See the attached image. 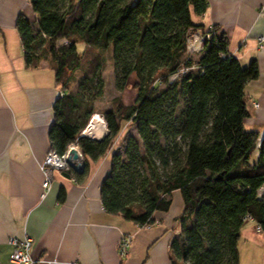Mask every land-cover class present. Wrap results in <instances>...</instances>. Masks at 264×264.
<instances>
[{"label": "trees", "instance_id": "obj_1", "mask_svg": "<svg viewBox=\"0 0 264 264\" xmlns=\"http://www.w3.org/2000/svg\"><path fill=\"white\" fill-rule=\"evenodd\" d=\"M36 25L20 13L15 22L24 62L51 65L62 95L53 103L50 148L62 154L76 143L86 163L112 147L124 123L134 124L122 152L114 151L100 184L109 214L139 226L167 211L179 190L183 210L172 236L171 264H238L237 243L245 220L264 232V137L245 130V85L256 79L252 60L242 66L217 27L192 20L207 0H29ZM209 32L199 52L188 39ZM196 55H198L196 57ZM109 59L114 85L122 90L134 75V101L120 97L102 113L110 123L101 140L81 135L103 94L101 69ZM187 69L166 85L169 75ZM79 73V74H78ZM78 74V77L76 76ZM76 86H71L72 82ZM256 154L254 160L253 155ZM64 192L61 190L59 200Z\"/></svg>", "mask_w": 264, "mask_h": 264}, {"label": "crops", "instance_id": "obj_2", "mask_svg": "<svg viewBox=\"0 0 264 264\" xmlns=\"http://www.w3.org/2000/svg\"><path fill=\"white\" fill-rule=\"evenodd\" d=\"M207 4L203 14L192 16L193 22L203 30L217 27L225 33L229 53L242 66L256 61L258 76L244 87L248 116L243 127L256 131L261 139L264 16L259 9L264 0H207ZM20 13L36 25L29 0H0V264H14L9 261L11 237H29L30 255L49 259L52 264H171L169 243L180 231L178 218L183 210L179 190L171 192L167 211L153 213L155 220L150 226L107 213L100 200V184L109 172L115 145L123 140L125 130L135 129L134 124H123L103 157L87 159L83 179L52 171L49 188L41 196V162L50 149L52 106L61 90L50 64L25 65L15 26ZM110 108L111 100L105 110L94 107L93 113L102 114ZM61 190L64 196L59 200ZM123 236L130 237L124 258L118 250ZM237 248L238 264H264V232L250 220L241 227Z\"/></svg>", "mask_w": 264, "mask_h": 264}, {"label": "built area", "instance_id": "obj_3", "mask_svg": "<svg viewBox=\"0 0 264 264\" xmlns=\"http://www.w3.org/2000/svg\"><path fill=\"white\" fill-rule=\"evenodd\" d=\"M259 14L264 16V5H262L259 9ZM210 37L209 32L205 33H195L193 36H191L188 39L187 47L188 51L190 53L193 52H199L203 49L204 43L206 40H208ZM260 40H262L260 38ZM187 71V69H181L179 72L174 73L172 75H169L165 79V84L169 85L172 84L173 82L179 81L184 73ZM62 92H59L58 96H61ZM255 107L257 106L256 103L253 104ZM96 114L99 119L103 121L105 125L108 126V131L110 129V123L106 121L101 113H93L92 115ZM91 115V117H92ZM90 117V118H91ZM85 129V127H84ZM84 129L81 131V135L88 136L93 139L92 135L85 134ZM74 148L77 150L79 156L81 159H83V155L76 143H70L66 149V151L62 154H59L57 151L54 149H49L47 153L45 154L42 162H41V168L43 170V175L44 179L42 182V193L41 196H44L45 191L49 188L51 177H52V171H58V172H64L68 171L70 166L66 162V157L68 155L69 149ZM246 220H250L252 223H255L254 220L247 218ZM150 226V224L148 225ZM257 228H259L257 226ZM9 243L12 246L11 253L9 255V261L14 264H52L53 261L49 259H37L33 258L30 255V247H31V239L29 237H23V238H15L11 237L9 239ZM129 245H130V237L129 236H123L118 244V250H119V255L121 257H125L126 254L129 251Z\"/></svg>", "mask_w": 264, "mask_h": 264}, {"label": "rangeland", "instance_id": "obj_4", "mask_svg": "<svg viewBox=\"0 0 264 264\" xmlns=\"http://www.w3.org/2000/svg\"><path fill=\"white\" fill-rule=\"evenodd\" d=\"M197 56L198 55H196V57ZM78 74H76L77 77ZM100 77L104 83V88L103 94L99 98L94 100L93 106L95 108H99L102 111L105 110L109 106L110 100H112L114 97H120L122 102L124 101V103L127 104H130L134 101L136 94V88L133 85L134 75L131 76L128 84L122 90H117L114 85L115 79L113 65L109 59H106L101 69ZM71 86L74 88L76 86V82L73 81ZM130 135H134L137 137L136 130L134 128H129L125 130V132H123V140L118 144L117 147L115 145L113 151L122 152L123 148L125 147L126 140Z\"/></svg>", "mask_w": 264, "mask_h": 264}, {"label": "bare ground", "instance_id": "obj_5", "mask_svg": "<svg viewBox=\"0 0 264 264\" xmlns=\"http://www.w3.org/2000/svg\"><path fill=\"white\" fill-rule=\"evenodd\" d=\"M108 132V126L103 123L101 119L98 118L96 114L92 115L91 118H89L84 133L92 135L95 139H100L103 136L106 135Z\"/></svg>", "mask_w": 264, "mask_h": 264}, {"label": "water", "instance_id": "obj_6", "mask_svg": "<svg viewBox=\"0 0 264 264\" xmlns=\"http://www.w3.org/2000/svg\"><path fill=\"white\" fill-rule=\"evenodd\" d=\"M108 133H109V131L106 133V135ZM105 136H103L102 138H100L98 140L103 139ZM66 162L70 166V168L78 174H82L85 170L86 163L84 161V158L81 159L77 150L74 148L69 149L68 155L66 157Z\"/></svg>", "mask_w": 264, "mask_h": 264}]
</instances>
